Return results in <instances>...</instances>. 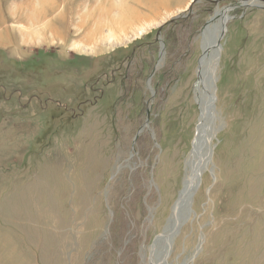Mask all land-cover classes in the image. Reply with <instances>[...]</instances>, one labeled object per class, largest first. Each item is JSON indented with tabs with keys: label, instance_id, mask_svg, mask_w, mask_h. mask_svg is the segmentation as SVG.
<instances>
[{
	"label": "rangeland",
	"instance_id": "374dc122",
	"mask_svg": "<svg viewBox=\"0 0 264 264\" xmlns=\"http://www.w3.org/2000/svg\"><path fill=\"white\" fill-rule=\"evenodd\" d=\"M238 1L0 0V264H157L201 34ZM224 19L213 155L166 264H264V10Z\"/></svg>",
	"mask_w": 264,
	"mask_h": 264
},
{
	"label": "bare ground",
	"instance_id": "6f19581e",
	"mask_svg": "<svg viewBox=\"0 0 264 264\" xmlns=\"http://www.w3.org/2000/svg\"><path fill=\"white\" fill-rule=\"evenodd\" d=\"M231 10H233V8H225L222 9L221 11H216L214 16L209 20L207 27L203 30L201 34L202 58L200 59L201 64L197 71L198 82L194 88V93H195L194 100L197 102L200 110L199 132L196 135L194 151L191 155L192 161H190L189 164V166L191 167L190 169L191 174L189 177L185 179L183 188L179 192L178 195L180 196L179 202H181V200L187 196L189 191H191V189L193 188V185H194V192L196 191L198 185L195 182V180L198 174L202 172L203 165H207L205 164L206 161L204 159L206 158L207 155V148L203 145L202 141L204 136H206V139H209L210 134L208 135L209 136L208 137L207 133L209 130L211 131L214 126L212 122V118L215 117V112L210 115V113H208V109H209L208 107L210 105L211 97L214 93V80L216 77L215 71L218 65L217 64L218 62H216V60L220 47L218 50H216L218 47L217 40L220 34L226 31V24H224L226 19H224V17ZM211 22L212 24L209 25V23ZM209 126L211 127V129L208 128ZM200 161L202 162L199 163ZM172 211H173L172 217L168 222V226L164 230V234L163 233L160 234L161 236L159 237L160 240L159 239L156 240L150 249V257L152 252V257H155L156 260L158 261L157 264H161V263L166 264L165 261L168 258V256L167 253L166 254L162 253V249L169 250L168 245L171 246L172 240L174 238V237L170 238L172 234L171 227L175 226L174 223L176 222L175 209H173ZM189 214H190V208L187 207L186 213L184 215L185 217H183L184 220L186 219L185 221H187V219L189 218ZM167 238H170L168 240L169 242L166 241L168 243L167 244L165 243V245H163L161 240L165 241ZM149 264H153L151 258L149 259Z\"/></svg>",
	"mask_w": 264,
	"mask_h": 264
},
{
	"label": "water",
	"instance_id": "95a60500",
	"mask_svg": "<svg viewBox=\"0 0 264 264\" xmlns=\"http://www.w3.org/2000/svg\"><path fill=\"white\" fill-rule=\"evenodd\" d=\"M193 3H195V1H193L192 4ZM189 7H191V6H189ZM234 9H239V11H241V15H243L244 13H246L248 11H254V10H258V9L264 10V1L263 0H239L237 2V4L233 6V10ZM233 19H235V17L232 18V20ZM226 33H227V30L224 31V32H222L220 34V36L218 37V40H217L218 47H217L216 50H218L219 47L222 45L223 40H224V38L226 36ZM162 48L164 49V47H162ZM214 85H215V83H214ZM216 99H217V96H216V94L214 92L213 95H212V97H211L210 105L208 107L209 108L208 109V113H210V115L214 113V107H215ZM211 140L212 139L210 137H209V139H206V136L203 137L202 143L207 148V155H206V158H204L205 161H206L205 164H207V165H203L202 172L198 174V176H197V178L195 180V182L197 183V185L199 184L200 176L202 175V173L204 171H206L208 169V166L211 163V157L213 155V150L210 148ZM201 162L202 161H200L199 163H201ZM205 166H207V167H205ZM192 189H191V191H189V193L187 194V196L181 200V202H179L180 201V196H178L176 198L175 202L172 205V208L171 209L172 210L175 209V214H176V216H175L176 222L174 223L175 226L171 227L172 233L176 232V230H178V228L181 226V224L186 220V219L184 220L183 217H185L184 215L186 213V208L187 207L191 208L192 198L194 196V185H193V188ZM159 237H161V236L159 235L156 238V240H158ZM170 238H172V237H170ZM161 242L163 243V245H165L164 243L167 244L169 241L166 242V240L165 241L161 240ZM168 247L170 249V245H168ZM162 253L163 254H166V250L165 249H162Z\"/></svg>",
	"mask_w": 264,
	"mask_h": 264
},
{
	"label": "flooded vegetation",
	"instance_id": "af4514ba",
	"mask_svg": "<svg viewBox=\"0 0 264 264\" xmlns=\"http://www.w3.org/2000/svg\"><path fill=\"white\" fill-rule=\"evenodd\" d=\"M239 10V9H238ZM0 88H3V87H0ZM92 97L91 99H89L87 101V103L91 106V107H95L96 105H98L101 100L104 98L105 96V91L103 90H100V88H92ZM19 103V102H18ZM52 103V102H51ZM56 104V105H55ZM60 103H56L54 102V105L57 106V107H63L62 105H59ZM78 110H80V108H78ZM80 117V116H79ZM77 118V117H75Z\"/></svg>",
	"mask_w": 264,
	"mask_h": 264
},
{
	"label": "crops",
	"instance_id": "0c3cea01",
	"mask_svg": "<svg viewBox=\"0 0 264 264\" xmlns=\"http://www.w3.org/2000/svg\"><path fill=\"white\" fill-rule=\"evenodd\" d=\"M188 5H189V4H188ZM188 5H187V6H188Z\"/></svg>",
	"mask_w": 264,
	"mask_h": 264
}]
</instances>
